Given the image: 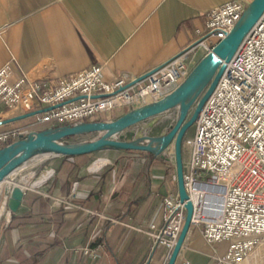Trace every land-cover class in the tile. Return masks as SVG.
Listing matches in <instances>:
<instances>
[{"label":"crops","instance_id":"crops-1","mask_svg":"<svg viewBox=\"0 0 264 264\" xmlns=\"http://www.w3.org/2000/svg\"><path fill=\"white\" fill-rule=\"evenodd\" d=\"M225 1L0 0V70L9 65L15 76L50 84L98 64L107 80L125 71L139 76L195 40L207 11ZM19 114L0 104V120ZM32 122L1 124L0 131L48 129ZM91 155L37 154L17 171L20 179L15 172L0 185V203L15 181L24 189L18 210L0 219V264H146L150 255L152 264L166 261V248L154 247L148 230L164 223L163 197L178 189L175 160L133 149L89 163ZM227 246L216 244L219 253ZM212 254L202 229L192 226L176 262L206 264Z\"/></svg>","mask_w":264,"mask_h":264},{"label":"built area","instance_id":"built-area-1","mask_svg":"<svg viewBox=\"0 0 264 264\" xmlns=\"http://www.w3.org/2000/svg\"><path fill=\"white\" fill-rule=\"evenodd\" d=\"M251 1L226 0L208 10L206 27L197 30V38L139 81L150 70L139 76L125 71L107 80L98 64L50 84L26 74L15 76L7 65L0 70V104L21 114L37 111L30 116L31 125L55 128L97 115L112 119L109 112L162 99L226 37ZM45 107L52 108L40 111ZM194 126L184 182L194 205L191 227H200L213 248L206 264H253L255 258L264 264V13L228 62ZM31 132L27 127L0 131V149ZM163 207L164 223L152 224L148 233L154 247L166 248L167 264L187 209L178 189L164 195ZM222 241L228 246L219 253L216 244ZM153 260L150 255L146 264ZM176 264L195 263L183 257Z\"/></svg>","mask_w":264,"mask_h":264},{"label":"water","instance_id":"water-1","mask_svg":"<svg viewBox=\"0 0 264 264\" xmlns=\"http://www.w3.org/2000/svg\"><path fill=\"white\" fill-rule=\"evenodd\" d=\"M264 13V0H252L240 19L226 35L219 40L212 50L202 57L188 77L170 94L157 101L124 112L119 117L105 120H89L77 124L33 131L0 149V185L12 174L24 168L27 162L37 154L74 155L93 153L104 147L116 149H133L149 151L163 158L171 159L170 145H174V159L181 202L187 209L186 218L170 254L167 264H176L180 250L190 233L194 205L184 182L183 141L188 129L195 123L205 102L215 90L228 62L233 58L245 37L253 29ZM152 69L138 77L137 81L152 74ZM193 110L191 111L192 107ZM45 107L40 111L49 110ZM177 108L178 115L171 129L161 135H141L132 138L119 139L128 128ZM35 112L22 113L0 120L1 124L10 123L32 116ZM101 132L102 135L91 141L67 143L66 138L79 134ZM20 179V178H19ZM24 189L19 181L2 197L0 204V219L11 218V212L17 211L22 203Z\"/></svg>","mask_w":264,"mask_h":264},{"label":"rangeland","instance_id":"rangeland-1","mask_svg":"<svg viewBox=\"0 0 264 264\" xmlns=\"http://www.w3.org/2000/svg\"><path fill=\"white\" fill-rule=\"evenodd\" d=\"M194 106L192 107L191 111L193 110ZM129 111V110H127ZM127 111H119V112H115V116L112 117V119L119 117L120 115H122L124 112ZM177 115H178V109L174 108L171 109L167 112H165L164 114L157 116L156 118H150L148 120H145L143 122H140L134 126H132V128L130 129V132H128L127 134L123 133L119 136V139L123 140L128 138V135L130 134H134V132H143L147 135H155L160 131L165 130V128H170V126L172 127L177 119ZM153 124V125H152ZM195 134V126L194 124L188 129L184 141H183V158L184 160H187L190 154V143L189 140L194 136ZM101 135V132H94V133H87V134H79V135H74V136H70L68 138H66V142L67 143H77V142H84V141H91L94 140L96 138H98ZM122 149H116L114 147H104L101 148L95 152L92 153L91 157H90V161L89 163H91L96 157H98L100 154L104 153V152H108L109 153V157L112 160L114 158V156L118 153V151H121ZM169 154L170 156L174 159V152L172 153L169 149ZM42 157V156H38L36 158H34L33 160H31V163H34L35 161H38V159ZM45 164H41L39 166H37V168H33L31 167L30 170H38V168H42L44 167ZM22 173V172H21ZM19 173L17 172V174L15 175L18 176L17 178H20L21 175H18ZM13 175V174H12ZM1 204V203H0Z\"/></svg>","mask_w":264,"mask_h":264},{"label":"bare ground","instance_id":"bare-ground-1","mask_svg":"<svg viewBox=\"0 0 264 264\" xmlns=\"http://www.w3.org/2000/svg\"><path fill=\"white\" fill-rule=\"evenodd\" d=\"M109 113H110V112H109ZM169 149H170V151L173 153V152H174V145L171 144Z\"/></svg>","mask_w":264,"mask_h":264}]
</instances>
